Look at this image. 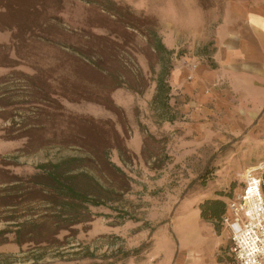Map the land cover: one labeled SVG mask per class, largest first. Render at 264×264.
I'll list each match as a JSON object with an SVG mask.
<instances>
[{"label":"rangeland","instance_id":"374dc122","mask_svg":"<svg viewBox=\"0 0 264 264\" xmlns=\"http://www.w3.org/2000/svg\"><path fill=\"white\" fill-rule=\"evenodd\" d=\"M110 1L125 23L132 21L126 11L138 16V30L86 0H0L7 35L0 92L8 104L0 108V183L26 182L39 163L79 156L90 157V173L116 193L70 227L53 205L21 206L20 215L52 216L40 229L52 244L30 242L28 228L17 244L11 223L0 220L8 231L0 235V264H147L154 236L170 234L176 214L207 198L227 203L242 189L245 169L264 159L256 142L242 141L233 108L220 106L211 87L182 86L195 83L207 46L154 50L175 18L160 11L163 0H149V11L132 5L141 0ZM77 139L85 146L66 144ZM7 211L0 208V219ZM191 223L181 218L173 229Z\"/></svg>","mask_w":264,"mask_h":264},{"label":"crops","instance_id":"0c3cea01","mask_svg":"<svg viewBox=\"0 0 264 264\" xmlns=\"http://www.w3.org/2000/svg\"><path fill=\"white\" fill-rule=\"evenodd\" d=\"M149 4V0L132 2L144 11L150 10ZM160 11L175 13L161 33L168 50L189 46L190 41L193 48H208L205 56H197L203 61L207 57L208 62L194 64L195 83L182 86L211 87L220 106L233 108L238 118L232 121L242 141L256 142L264 155V0H212L208 5L198 0H163ZM5 41L7 35L0 30V44ZM177 69L179 75L185 74L184 66ZM181 218L192 223L176 232L173 226ZM171 227L170 234L164 232L166 237H161L163 230L154 236L147 264H236L227 227L202 218L198 207L176 214Z\"/></svg>","mask_w":264,"mask_h":264},{"label":"trees","instance_id":"16d2710c","mask_svg":"<svg viewBox=\"0 0 264 264\" xmlns=\"http://www.w3.org/2000/svg\"><path fill=\"white\" fill-rule=\"evenodd\" d=\"M103 1L106 5H104L105 3H96V0H86L87 3L98 4L103 12L110 13L115 19H118L117 22L122 23L125 27L138 30L139 25L136 24L138 16L126 11L128 15H131L132 21H130L131 23H125L122 21L125 18L124 13L118 10L112 1ZM12 8L11 6L9 7L11 10ZM0 30L2 31V28ZM152 34L155 36V33ZM154 50L169 53V50L159 39L156 41ZM77 54H80L85 59L89 56L87 54L84 55L81 51H78ZM5 94L6 92H0V108L2 110L8 106L2 98ZM66 144L78 147L85 146L82 139L69 141ZM101 158L103 164H108L104 156H101ZM90 163V157L68 156L56 162L47 161L37 164L34 167V173L26 178V182L19 177H12L8 181L0 183V186H3L0 188V208L9 210L7 211L9 215L0 220L11 223L10 227L14 229L13 233L17 244L22 243L21 235H23V231L26 228H28L26 234L32 236L30 242L52 244V241L42 239L44 238V232L40 230L52 216H43L41 219L44 222H42L41 219H34L35 215L31 213L20 215L21 206L28 204V202L43 201L51 207L53 205L57 209V213L62 214L70 221V224H68L70 227L76 223L89 220L92 216L90 215L89 207L104 205L106 201L113 200L111 196L116 194L114 189L105 187L90 173L92 171ZM111 166L116 171H120L114 164L111 163ZM185 193L186 191H184L182 196ZM198 208L202 218L216 220L218 223L222 222V218L226 213V203L220 198H207L199 203ZM24 217L29 219L20 221ZM57 223L55 221V224ZM61 229V227H57V231ZM7 232L2 229L0 230V235ZM38 237L41 241L34 239Z\"/></svg>","mask_w":264,"mask_h":264},{"label":"built area","instance_id":"2783aa9c","mask_svg":"<svg viewBox=\"0 0 264 264\" xmlns=\"http://www.w3.org/2000/svg\"><path fill=\"white\" fill-rule=\"evenodd\" d=\"M222 224L236 264L264 263V160L245 169L243 187L227 201Z\"/></svg>","mask_w":264,"mask_h":264}]
</instances>
